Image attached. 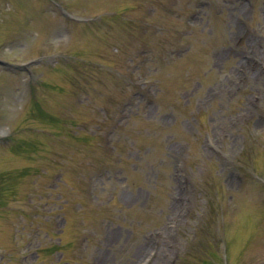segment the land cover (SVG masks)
<instances>
[{
  "label": "rangeland",
  "instance_id": "374dc122",
  "mask_svg": "<svg viewBox=\"0 0 264 264\" xmlns=\"http://www.w3.org/2000/svg\"><path fill=\"white\" fill-rule=\"evenodd\" d=\"M0 59V264H256L264 0H0Z\"/></svg>",
  "mask_w": 264,
  "mask_h": 264
},
{
  "label": "bare ground",
  "instance_id": "6f19581e",
  "mask_svg": "<svg viewBox=\"0 0 264 264\" xmlns=\"http://www.w3.org/2000/svg\"><path fill=\"white\" fill-rule=\"evenodd\" d=\"M258 72H261V71L258 70ZM257 264H264V251L259 253Z\"/></svg>",
  "mask_w": 264,
  "mask_h": 264
}]
</instances>
